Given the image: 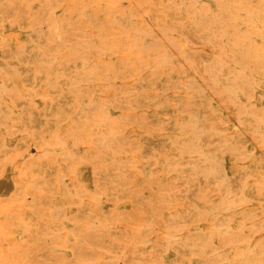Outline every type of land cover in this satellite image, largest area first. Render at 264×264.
<instances>
[{
	"label": "rangeland",
	"instance_id": "374dc122",
	"mask_svg": "<svg viewBox=\"0 0 264 264\" xmlns=\"http://www.w3.org/2000/svg\"><path fill=\"white\" fill-rule=\"evenodd\" d=\"M0 264H264V0H0Z\"/></svg>",
	"mask_w": 264,
	"mask_h": 264
}]
</instances>
